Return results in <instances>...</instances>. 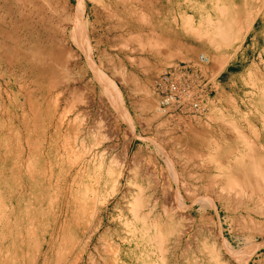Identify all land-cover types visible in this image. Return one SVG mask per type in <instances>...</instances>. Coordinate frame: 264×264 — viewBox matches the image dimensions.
<instances>
[{
  "label": "rangeland",
  "instance_id": "rangeland-1",
  "mask_svg": "<svg viewBox=\"0 0 264 264\" xmlns=\"http://www.w3.org/2000/svg\"><path fill=\"white\" fill-rule=\"evenodd\" d=\"M0 264H264V0H0Z\"/></svg>",
  "mask_w": 264,
  "mask_h": 264
},
{
  "label": "bare ground",
  "instance_id": "bare-ground-1",
  "mask_svg": "<svg viewBox=\"0 0 264 264\" xmlns=\"http://www.w3.org/2000/svg\"><path fill=\"white\" fill-rule=\"evenodd\" d=\"M215 7H216V6H215ZM220 8H221V7H220ZM67 16H68V15H67ZM223 19H224V17H223ZM186 20H187V19H186ZM213 22H214V21H213ZM210 24H211V23H210ZM228 24H229V23H228ZM208 26H209V25H208ZM220 29H221V28H220ZM224 29H225V28H224ZM213 30H214V29H213ZM213 30H212V31H213ZM198 31H199V30H198ZM223 31H224V30H223ZM226 31H227V30H226ZM204 33L207 34L206 32H204ZM204 33L202 32L201 35H203ZM199 35H200V34H199ZM201 35H200V36H201ZM208 35H209V33H208ZM211 35H212V34H211ZM215 36H220L222 39L226 37V36H225V33L222 32L221 30H219V28H217V30L215 31ZM224 36H225V37H224ZM220 37H219V38H220ZM227 37H229V36H227ZM227 37H226V38H227ZM222 39H221V40H222ZM213 40H214V38H213ZM226 40H227V39H226ZM218 41H219V40H218ZM223 41H224V40H223ZM144 42H145V41H144ZM211 42H212V41H211ZM226 43H227V42H226ZM224 44H225V43H224ZM167 102H168V101H167ZM195 104H196V103H195ZM229 131H230V130H229ZM241 143H242V142H241ZM249 150H251V149H249ZM202 155H203V154H202ZM216 161H217V160H216ZM215 163H216V162H215ZM234 176H235V175H234ZM222 179H223V178H222ZM239 179H240V178H239ZM253 179H254V178H253ZM245 180H246V179H245ZM254 180H255V179H254ZM254 180H253V183H254V182L256 183L257 180H256V181H254ZM242 181H243V179H242ZM251 181H252V180H251ZM242 183H243V182H242ZM255 183H254V184H255ZM258 183H259V182H258ZM249 184H250V183H249ZM252 186H253V184H252ZM254 186H256V188H257V184L254 185ZM244 188H245V187H244ZM261 188H262V187H261Z\"/></svg>",
  "mask_w": 264,
  "mask_h": 264
}]
</instances>
